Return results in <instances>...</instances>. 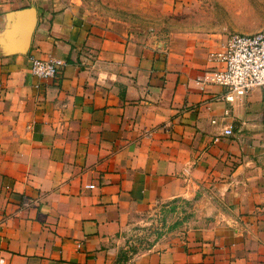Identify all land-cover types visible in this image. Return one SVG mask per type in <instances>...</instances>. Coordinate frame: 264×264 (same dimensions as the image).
<instances>
[{"label": "crops", "instance_id": "obj_1", "mask_svg": "<svg viewBox=\"0 0 264 264\" xmlns=\"http://www.w3.org/2000/svg\"><path fill=\"white\" fill-rule=\"evenodd\" d=\"M12 5L0 0V264H264L260 92L196 108L221 94L194 84L208 57L173 69L76 8ZM30 58L64 66L37 79ZM228 107L233 136L214 143ZM160 214L180 218L127 253Z\"/></svg>", "mask_w": 264, "mask_h": 264}, {"label": "rangeland", "instance_id": "obj_2", "mask_svg": "<svg viewBox=\"0 0 264 264\" xmlns=\"http://www.w3.org/2000/svg\"><path fill=\"white\" fill-rule=\"evenodd\" d=\"M15 7L76 8L89 23L145 37L166 65L182 70L200 64L231 34L264 29V0H5ZM12 5V6H13ZM196 69V68H195ZM159 215L128 232L127 253L148 248L180 217Z\"/></svg>", "mask_w": 264, "mask_h": 264}, {"label": "built area", "instance_id": "obj_3", "mask_svg": "<svg viewBox=\"0 0 264 264\" xmlns=\"http://www.w3.org/2000/svg\"><path fill=\"white\" fill-rule=\"evenodd\" d=\"M208 60L214 67L202 71L194 79L196 87L203 92L208 86L221 89L220 95H207L196 107H205L217 101H223L229 106L234 102L238 93L259 91L264 101V29L252 34H231L219 50L212 52ZM29 70L37 79H54L59 75L64 66L61 60H40L30 58ZM230 117V109L222 111L221 119L224 122L221 135L213 139L216 143L220 137L233 136V124L225 123ZM211 125H216L215 119L210 120Z\"/></svg>", "mask_w": 264, "mask_h": 264}, {"label": "trees", "instance_id": "obj_4", "mask_svg": "<svg viewBox=\"0 0 264 264\" xmlns=\"http://www.w3.org/2000/svg\"><path fill=\"white\" fill-rule=\"evenodd\" d=\"M132 254H135L136 252H131Z\"/></svg>", "mask_w": 264, "mask_h": 264}]
</instances>
